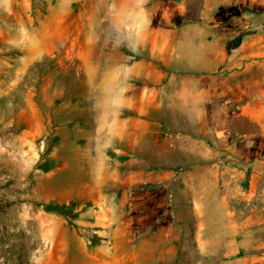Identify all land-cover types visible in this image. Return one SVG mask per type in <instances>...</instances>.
<instances>
[{
  "label": "rangeland",
  "instance_id": "obj_1",
  "mask_svg": "<svg viewBox=\"0 0 264 264\" xmlns=\"http://www.w3.org/2000/svg\"><path fill=\"white\" fill-rule=\"evenodd\" d=\"M209 21L264 33V0H0V264H243L193 245L212 234L193 198L226 210L222 184L200 197L194 179L234 158L185 139L161 83ZM160 227L167 247H148Z\"/></svg>",
  "mask_w": 264,
  "mask_h": 264
},
{
  "label": "crops",
  "instance_id": "obj_2",
  "mask_svg": "<svg viewBox=\"0 0 264 264\" xmlns=\"http://www.w3.org/2000/svg\"><path fill=\"white\" fill-rule=\"evenodd\" d=\"M199 23L178 38L179 52L190 49L181 56L188 66L177 69V76L166 74L161 83L176 89L178 116L185 117L179 123L194 130L185 139L203 145L200 154L230 152L234 159L227 164V173L194 179L200 197L207 184H222L226 191L217 200L226 210L214 213L211 202L203 211L193 198L195 233H212L209 241L198 238L193 245L215 247L214 257L237 255L243 264H264V33H242L231 21ZM163 46L166 51L167 38ZM231 120L247 126L234 129ZM115 136L120 138V132ZM144 242L162 249L168 237L160 227Z\"/></svg>",
  "mask_w": 264,
  "mask_h": 264
},
{
  "label": "trees",
  "instance_id": "obj_3",
  "mask_svg": "<svg viewBox=\"0 0 264 264\" xmlns=\"http://www.w3.org/2000/svg\"><path fill=\"white\" fill-rule=\"evenodd\" d=\"M57 206H58V205H57ZM57 206L54 207V208H58ZM59 208H60V210H62V209H65V210H66V208H65L64 206H60Z\"/></svg>",
  "mask_w": 264,
  "mask_h": 264
}]
</instances>
